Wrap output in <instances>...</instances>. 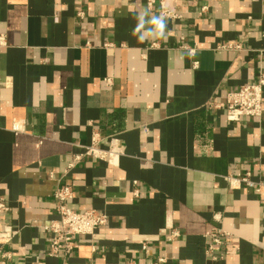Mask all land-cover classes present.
Masks as SVG:
<instances>
[{"label":"crops","instance_id":"obj_1","mask_svg":"<svg viewBox=\"0 0 264 264\" xmlns=\"http://www.w3.org/2000/svg\"><path fill=\"white\" fill-rule=\"evenodd\" d=\"M146 1L0 0V264H264V88L259 118L223 108L264 78V0ZM93 141L121 154L83 157L68 206L107 223L49 255L56 181Z\"/></svg>","mask_w":264,"mask_h":264},{"label":"built area","instance_id":"obj_2","mask_svg":"<svg viewBox=\"0 0 264 264\" xmlns=\"http://www.w3.org/2000/svg\"><path fill=\"white\" fill-rule=\"evenodd\" d=\"M155 0H147L146 6L148 10H152ZM159 13L170 19L179 18L177 15L168 11L165 7L164 1L159 2ZM6 47V40L4 35H0V49ZM222 49L237 50L238 45H225ZM188 53L193 55L195 49L187 48ZM196 66V63H194ZM264 88V78L260 76L256 83L243 85L236 92L229 93L226 96L224 110L226 119L229 122H239L244 118H259L262 114V97ZM122 147L119 145L111 144L107 149L99 148L96 143L83 148L81 155L72 157L68 167L63 175L56 181L55 189L53 192V199L55 201L57 220L50 223V225L43 227L45 231L50 234V251L49 255H56L59 249H63L66 253L74 250L76 247L74 239L79 236L93 237L95 232L104 227L107 223L105 214L100 213L94 209H89L83 212H76L69 208L68 202L72 199V189L68 183H65L64 178L68 173L74 169L75 165L83 157H91L111 163V161L121 154ZM51 176V175H50ZM239 183H244L247 187L258 190L259 185H255L249 180L246 175L238 181H230V187L237 189ZM134 195L137 193L134 192ZM8 213L7 205L0 199V215ZM19 230L12 225L4 224L0 228V257L9 259L10 253L4 251L3 248L10 245L15 237L18 235ZM178 237V233L172 232L168 240ZM214 244H219V239H213ZM212 248L208 247V251ZM153 264H165V259L157 258Z\"/></svg>","mask_w":264,"mask_h":264},{"label":"clouds","instance_id":"obj_3","mask_svg":"<svg viewBox=\"0 0 264 264\" xmlns=\"http://www.w3.org/2000/svg\"><path fill=\"white\" fill-rule=\"evenodd\" d=\"M157 20L160 21L159 26H160L161 29H163V27H164L163 18H157Z\"/></svg>","mask_w":264,"mask_h":264}]
</instances>
